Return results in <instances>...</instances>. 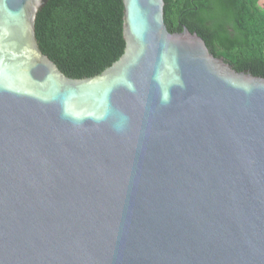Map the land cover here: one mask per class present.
<instances>
[{
  "label": "water",
  "instance_id": "water-1",
  "mask_svg": "<svg viewBox=\"0 0 264 264\" xmlns=\"http://www.w3.org/2000/svg\"><path fill=\"white\" fill-rule=\"evenodd\" d=\"M47 1L0 0V264H264V78L122 0L121 57L69 79Z\"/></svg>",
  "mask_w": 264,
  "mask_h": 264
},
{
  "label": "trees",
  "instance_id": "trees-1",
  "mask_svg": "<svg viewBox=\"0 0 264 264\" xmlns=\"http://www.w3.org/2000/svg\"><path fill=\"white\" fill-rule=\"evenodd\" d=\"M169 33L185 26L236 72L264 78V0H163ZM122 0H48L35 37L69 79L92 78L124 51Z\"/></svg>",
  "mask_w": 264,
  "mask_h": 264
}]
</instances>
